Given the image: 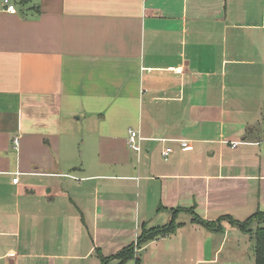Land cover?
<instances>
[{"label":"crops","instance_id":"1","mask_svg":"<svg viewBox=\"0 0 264 264\" xmlns=\"http://www.w3.org/2000/svg\"><path fill=\"white\" fill-rule=\"evenodd\" d=\"M13 1L0 264H121L131 247L123 264H256L264 222H237L264 212V0Z\"/></svg>","mask_w":264,"mask_h":264},{"label":"trees","instance_id":"2","mask_svg":"<svg viewBox=\"0 0 264 264\" xmlns=\"http://www.w3.org/2000/svg\"><path fill=\"white\" fill-rule=\"evenodd\" d=\"M24 1V0H23ZM256 219L260 220V222H264V212L256 213L252 217H250L247 221L243 223L237 222V224L241 227H248V225L255 221ZM206 226L210 229H214V223L212 222H205ZM176 225L174 223H171L168 227L164 228H157L152 230H145L143 236L139 237V243L148 241L152 238H155L160 235L171 233L173 230H175ZM133 254V247L126 249L120 257L122 258L121 264L124 263L125 260L130 258ZM255 257H256V264H264V225H259L256 230V236H255ZM106 261V259H104Z\"/></svg>","mask_w":264,"mask_h":264},{"label":"built area","instance_id":"3","mask_svg":"<svg viewBox=\"0 0 264 264\" xmlns=\"http://www.w3.org/2000/svg\"><path fill=\"white\" fill-rule=\"evenodd\" d=\"M2 5L9 13L16 14L19 11L17 4L13 0H3ZM142 139H143V137L141 136L139 130H137V129H130L129 130L128 143H129V146L132 150H134L138 153L141 152V150H142V148H141ZM162 139H164V138H162ZM14 144H15V148H18L19 139L17 137L14 138ZM237 144H238V142H234L232 145L236 146ZM172 152H173L172 147H170V146L165 147L162 151L163 158L165 160L169 159ZM17 181H18V177L14 178V182H17Z\"/></svg>","mask_w":264,"mask_h":264}]
</instances>
